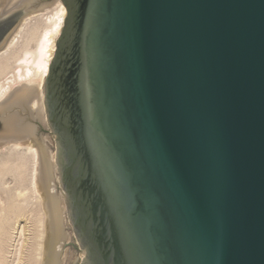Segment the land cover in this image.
<instances>
[{"label": "water", "instance_id": "obj_1", "mask_svg": "<svg viewBox=\"0 0 264 264\" xmlns=\"http://www.w3.org/2000/svg\"><path fill=\"white\" fill-rule=\"evenodd\" d=\"M62 2L44 103L79 264H264V0Z\"/></svg>", "mask_w": 264, "mask_h": 264}, {"label": "bare ground", "instance_id": "obj_2", "mask_svg": "<svg viewBox=\"0 0 264 264\" xmlns=\"http://www.w3.org/2000/svg\"><path fill=\"white\" fill-rule=\"evenodd\" d=\"M26 2L28 0H8L6 9ZM27 8L32 9L21 18L0 47V114L4 116L0 155L3 151L11 150L30 155L33 163L31 190L39 198L44 212L38 264H66L69 259L68 250L65 249L69 238L65 231L68 212L64 195L57 192L58 186L54 180L55 171H58L56 155L35 137L33 124L22 122L20 109H29L32 115L46 118L44 81L49 74L67 9L62 0ZM39 17L45 18L42 24L34 26V31L28 32L29 36L20 42L29 21ZM24 226L20 231L21 236L27 230ZM26 243L27 238H23L16 249L20 263L26 260Z\"/></svg>", "mask_w": 264, "mask_h": 264}, {"label": "rangeland", "instance_id": "obj_3", "mask_svg": "<svg viewBox=\"0 0 264 264\" xmlns=\"http://www.w3.org/2000/svg\"><path fill=\"white\" fill-rule=\"evenodd\" d=\"M7 1L0 0V14L1 12H8V15L4 17L0 16V47L21 18L32 9H28L27 7H35V4L42 5L43 3H50L53 0H28L26 2L27 4H20V2V7L16 9L19 6L17 4L9 8V10L6 9ZM44 19V17H39L29 21L23 37L20 38V42L29 36L30 33L28 32L34 31L32 30L34 26H40ZM34 45L35 42L33 41L32 46ZM20 110L22 122L33 124L34 135L38 141L43 142V145L47 146L52 154L57 155L56 140L49 123L45 120L46 118L44 119L42 116L36 114L32 115L29 109ZM3 126L4 116L0 114V132ZM29 156L19 153L16 150L3 151V154L0 155V264L39 263V244L43 231L44 212L39 198L31 190L33 163ZM59 176V172L55 171L54 180L58 186L57 192L62 195L58 180ZM67 219L65 231L69 238L66 240L67 244L65 245V249L68 250L69 259L66 264H79L85 257V250L81 248L68 214ZM24 225L27 230H25L24 236H21L20 231ZM23 238H27L24 249L26 250V260L20 263L17 260L18 254H16V249L19 247Z\"/></svg>", "mask_w": 264, "mask_h": 264}]
</instances>
